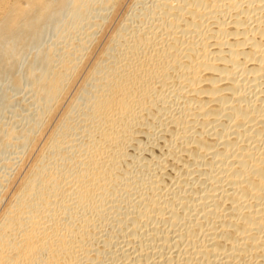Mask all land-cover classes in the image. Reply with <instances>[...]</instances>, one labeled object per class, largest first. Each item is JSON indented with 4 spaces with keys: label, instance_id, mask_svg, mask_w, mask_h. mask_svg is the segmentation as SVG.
Segmentation results:
<instances>
[{
    "label": "bare ground",
    "instance_id": "obj_1",
    "mask_svg": "<svg viewBox=\"0 0 264 264\" xmlns=\"http://www.w3.org/2000/svg\"><path fill=\"white\" fill-rule=\"evenodd\" d=\"M123 1L0 0V264H264V0Z\"/></svg>",
    "mask_w": 264,
    "mask_h": 264
},
{
    "label": "rangeland",
    "instance_id": "obj_2",
    "mask_svg": "<svg viewBox=\"0 0 264 264\" xmlns=\"http://www.w3.org/2000/svg\"><path fill=\"white\" fill-rule=\"evenodd\" d=\"M124 1L127 2V3L124 4ZM124 1H123V4L120 6V15H118V14H119V12H118V14H117V16H116V18H115V21L118 20L119 17H121V15H123V14L129 9V7H130V5H131L130 3H131L132 0H130V2H129V0H128V1H127V0H124ZM128 3H129L130 5H129ZM128 5H129V6H128ZM124 7H125L126 10H124ZM121 8H122V9H121ZM127 8H128V9H127ZM118 11H119V10H118ZM122 11H123V12L125 11V12L123 13ZM121 13H122V14H121ZM117 17H118V18H117Z\"/></svg>",
    "mask_w": 264,
    "mask_h": 264
}]
</instances>
